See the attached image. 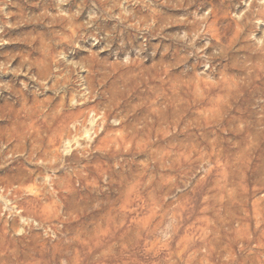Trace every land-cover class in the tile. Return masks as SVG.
Wrapping results in <instances>:
<instances>
[{
	"label": "rangeland",
	"instance_id": "obj_1",
	"mask_svg": "<svg viewBox=\"0 0 264 264\" xmlns=\"http://www.w3.org/2000/svg\"><path fill=\"white\" fill-rule=\"evenodd\" d=\"M0 264H264V0H0Z\"/></svg>",
	"mask_w": 264,
	"mask_h": 264
}]
</instances>
